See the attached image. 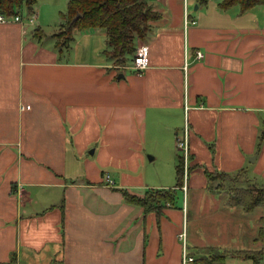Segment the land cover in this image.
<instances>
[{
  "label": "crops",
  "instance_id": "0c3cea01",
  "mask_svg": "<svg viewBox=\"0 0 264 264\" xmlns=\"http://www.w3.org/2000/svg\"><path fill=\"white\" fill-rule=\"evenodd\" d=\"M145 1L161 18L136 43L148 47L141 72L114 62L102 29H74L63 47L40 26L0 22V264H181V222L194 254L238 242L229 196L209 223L227 244H210L203 222L192 235L188 193L207 188L204 169L252 170L264 187V3L208 0L190 14L189 0ZM182 124L191 169L176 187ZM150 147L173 156L171 175L146 168ZM168 188L159 213L120 191Z\"/></svg>",
  "mask_w": 264,
  "mask_h": 264
},
{
  "label": "trees",
  "instance_id": "16d2710c",
  "mask_svg": "<svg viewBox=\"0 0 264 264\" xmlns=\"http://www.w3.org/2000/svg\"><path fill=\"white\" fill-rule=\"evenodd\" d=\"M37 0H0V14L5 16L20 15L23 16L25 9L27 14L33 12V6ZM208 0H198V4H205ZM264 0H220L218 6L220 9H228L238 6L240 11L263 4ZM77 14L78 17L74 18ZM63 22V31L54 34L63 47H67L73 38L72 31L86 29H102L106 34V44L108 46L107 54L118 65H123L126 57L133 56L136 43L144 39L149 32L151 22L161 18V13L156 10L152 4L145 0H68L66 11L60 15ZM191 167L187 168L189 172ZM176 183L175 186L183 185L184 169L182 156L178 157L175 166ZM243 171V170H240ZM237 173H228L223 171H209L204 169V175L208 180H218L220 182L235 183ZM219 188V186H217ZM261 189V190H260ZM263 188H259L260 193ZM239 190V191H238ZM237 193L229 196L230 205H239L244 211H251L261 202V197L257 196L254 200H249V191L245 188L238 189ZM124 200L127 203L139 205L143 212L154 211L159 213L166 205H171L174 200L175 188L168 189H147L142 194L120 189ZM204 249H211L200 255L189 252L193 260L189 264H222L228 254L214 246H208ZM203 249V250H204ZM202 250V251H203ZM217 251L218 253H215ZM199 253V252H198ZM202 254V255H201ZM210 254V255H209ZM231 255V254H229ZM262 255V254H261ZM261 255L255 258L253 255H247L241 258L252 259V264H260ZM240 257L237 254L231 255Z\"/></svg>",
  "mask_w": 264,
  "mask_h": 264
},
{
  "label": "rangeland",
  "instance_id": "374dc122",
  "mask_svg": "<svg viewBox=\"0 0 264 264\" xmlns=\"http://www.w3.org/2000/svg\"><path fill=\"white\" fill-rule=\"evenodd\" d=\"M68 0H37L34 4L33 12L30 14H27L25 9L23 12V17H28L32 14H34L36 17L34 19L33 24H28V27L36 28L40 26L43 31L49 35L53 33H57L59 31H63L64 27L60 24L63 22V18L60 16L61 13H64L66 11ZM189 13L194 14L195 12V6L198 5V0H189ZM203 5V4H201ZM152 25V22L150 23ZM68 54H65V56ZM69 56V55H68ZM67 56V57H68ZM132 57L127 56L126 62L129 64L131 63ZM117 76V75H116ZM184 124L180 126L181 130H183ZM261 129V127H260ZM263 130L261 129L260 132ZM152 148V149H151ZM151 151L148 150V153L145 154L146 160V168L153 173L156 172V170L159 169V171L171 175L173 171V161L171 158L173 156L162 154L159 151H155L153 147H150ZM177 150V149H176ZM154 152L157 154V157H155L154 160H149ZM176 152V151H175ZM178 155V156H177ZM182 154L177 151L175 155L176 163L178 162V157H181ZM253 156L247 157L248 164L250 162H253ZM252 166V165H251ZM189 167V166H188ZM107 172V170H105ZM239 171V170H238ZM238 171H235L234 173H237ZM187 172V170H186ZM188 173V172H187ZM252 170H249V175L246 173V171H240L237 174V177L235 179V183L227 182H220L218 180H208L207 188L205 189H193L191 188L188 193V206H189V232L193 235V232H196L197 225L201 226V222L206 223L205 227L207 229V233L204 234L206 240L210 242V244H214L216 242H224V244H227V241H224V239H217L214 237L213 233H216L215 229L216 227H210L209 223H213L214 218L218 217V213L221 214L219 211L220 202L221 199L230 196L232 193H237L238 189H247L249 191V197L248 199L254 200L257 198V196L261 197V202L259 205H256L252 208L251 211H244V209L241 206H238V210L236 211L238 220L240 222V232L238 235V242L237 243H228V246L226 247L224 253L226 254H237L240 257H244L247 255H253L255 258H258L261 254L260 264H264V187H261L260 185L257 186L252 182ZM174 182V181H173ZM216 186H219V188ZM259 188H263L262 192L260 193ZM261 190V189H260ZM239 191V190H238ZM200 195L212 198L211 203L204 204L203 207L201 204L198 203V197ZM180 199L178 200V198ZM177 198V204L179 206L181 205V193L178 194ZM227 199V198H226ZM229 199V197H228ZM227 199V201H228ZM250 200V201H251ZM207 210L204 208L206 207ZM176 206V205H175ZM181 207V206H180ZM214 209V210H213ZM211 210V211H210ZM209 213V214H208ZM217 215V216H216ZM222 216V214H221ZM220 216V217H221ZM205 218V219H203ZM180 229H182V222L179 225ZM180 244L182 242L180 241ZM215 247V246H214ZM206 248V247H204ZM198 249L197 255H200V253L208 252L211 249ZM204 249V250H203ZM188 253L190 252L187 248ZM203 250V251H202ZM210 252V251H209ZM208 252V253H209ZM215 252V251H214ZM193 253V252H192ZM211 253V252H210ZM215 253H218L217 251ZM201 254V255H202ZM210 255V254H209ZM233 264H244V262H252V259L248 258H232Z\"/></svg>",
  "mask_w": 264,
  "mask_h": 264
},
{
  "label": "built area",
  "instance_id": "2783aa9c",
  "mask_svg": "<svg viewBox=\"0 0 264 264\" xmlns=\"http://www.w3.org/2000/svg\"><path fill=\"white\" fill-rule=\"evenodd\" d=\"M35 17L36 16L34 14L28 17H23L20 15L5 16V15L0 14V22L14 21V22H19L21 24H33ZM185 22L194 23L195 21L190 20L188 19V17H186ZM195 56L197 58H200L202 57V53L200 51H196ZM148 63H149L148 47L144 44H140L135 49V52L132 56L131 64L124 66V68L130 67L137 72H141L142 70L148 67ZM175 144H176V148L178 149V151L182 153L183 169H184L183 179H185L186 170H187V162H188V151H189L188 129L186 126H184L183 134L181 136L176 137ZM105 178L109 183H112V181L110 180V176L108 174L105 175ZM177 238L182 242L181 264H189L193 260V257L189 255L187 247H186V229L184 225L182 229L178 232Z\"/></svg>",
  "mask_w": 264,
  "mask_h": 264
},
{
  "label": "water",
  "instance_id": "95a60500",
  "mask_svg": "<svg viewBox=\"0 0 264 264\" xmlns=\"http://www.w3.org/2000/svg\"><path fill=\"white\" fill-rule=\"evenodd\" d=\"M195 8H196V6H195ZM79 16V14H77L74 18H76V17H78ZM120 76V75H119Z\"/></svg>",
  "mask_w": 264,
  "mask_h": 264
}]
</instances>
